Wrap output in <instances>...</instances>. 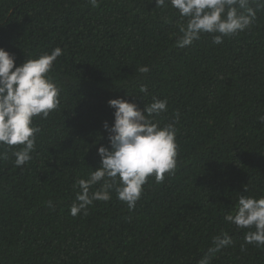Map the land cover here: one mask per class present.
<instances>
[{"label": "trees", "instance_id": "1", "mask_svg": "<svg viewBox=\"0 0 264 264\" xmlns=\"http://www.w3.org/2000/svg\"><path fill=\"white\" fill-rule=\"evenodd\" d=\"M183 22L155 0H0V47L14 66L63 53L49 73L60 107L34 119L32 159L0 160V264H199L222 231L233 243L211 264H264V247L245 245L249 229L224 219L240 195L264 196V7L222 44L204 33L178 47ZM153 97L167 100L161 126L179 117L174 174L149 177L132 210L112 190L73 217L76 180L100 166L99 147L111 150L108 101L143 110Z\"/></svg>", "mask_w": 264, "mask_h": 264}, {"label": "clouds", "instance_id": "2", "mask_svg": "<svg viewBox=\"0 0 264 264\" xmlns=\"http://www.w3.org/2000/svg\"><path fill=\"white\" fill-rule=\"evenodd\" d=\"M98 2L89 0L92 7L98 6ZM252 3L257 7L253 8ZM155 4L161 9L170 5L178 11L184 22L179 25L182 35L176 44L183 48L192 45L204 33L215 34L213 43L222 44L225 37L244 31L255 21L256 12L264 7V0H155ZM62 54V49L56 47L50 54L26 58L21 65L14 66V55L0 47V148L4 149L0 152V160H8L9 151L17 167L32 159L36 134L41 132L33 123L34 119H46L60 107L61 89L49 73ZM139 72L147 73L149 68L141 66ZM140 92L146 93L147 86L142 85ZM108 104L115 110L112 126L107 122L103 124L109 132L111 150L99 147L100 166L92 170L87 179L76 180L79 191L69 210L73 217L82 211L86 215L88 206L94 201H109L112 190L132 210L149 177L154 176L157 183L162 182L165 174H174L178 165L175 124L179 117L163 126L155 120L167 111L166 99L153 97L143 110L120 98L111 99ZM261 121L264 122V117ZM14 146L22 147L14 150ZM97 184L100 187L91 191ZM224 219L239 229H249L244 237L245 245L264 247V196L240 195L234 214H226ZM232 243L227 232L213 236L208 254L199 264H211L214 254ZM245 245H241V250Z\"/></svg>", "mask_w": 264, "mask_h": 264}]
</instances>
